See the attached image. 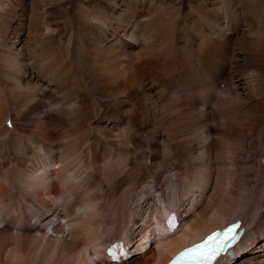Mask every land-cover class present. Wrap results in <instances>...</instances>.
Listing matches in <instances>:
<instances>
[{
	"label": "bare ground",
	"instance_id": "1",
	"mask_svg": "<svg viewBox=\"0 0 264 264\" xmlns=\"http://www.w3.org/2000/svg\"><path fill=\"white\" fill-rule=\"evenodd\" d=\"M49 1L0 0V262L167 264L240 221L212 264H264V0Z\"/></svg>",
	"mask_w": 264,
	"mask_h": 264
},
{
	"label": "rangeland",
	"instance_id": "2",
	"mask_svg": "<svg viewBox=\"0 0 264 264\" xmlns=\"http://www.w3.org/2000/svg\"><path fill=\"white\" fill-rule=\"evenodd\" d=\"M51 1V2H50ZM49 1V4H48V7L50 6V5H53L52 6V9L54 10V11H56V12H58V8H59V6H57V4H56V2H53L52 0H50ZM162 2H164L166 5H168L170 8H172V9H178V7H179V5H180V3H182V1L183 0H161ZM78 4H79V0H73V8L74 9H76L77 10V8H78ZM77 7V8H76ZM74 12H75V10H74ZM105 99H109V98H105ZM105 99H101V100H105ZM166 150L164 149V147H160V149L158 150V155L160 154V156H163L166 152H165ZM6 156V155H5ZM12 159V158H11ZM15 164V163H14ZM14 164H12V163H10V162H7V166H9L7 169L8 170H4V169H1V173H2V171L5 173H3L6 177H8V179H9V182H10V184H9V186H5L4 188H2V184L0 185V199L2 198V196L3 197H5L7 200H9L10 198L9 197H12V196H10L11 195V193H12V191L10 190V188H12V190H16V192L18 191V186H19V183H16L17 182V180H16V176H15V174H16V172L18 171V169H17V167L14 165ZM1 165L2 164H0V167H1ZM17 169V170H16ZM45 170V171H44ZM21 171L24 173V170L23 169H21ZM42 171L43 172H48L45 168L44 169H42ZM39 174V173H38ZM48 174L49 173H46L45 174V177L46 176H48ZM36 176H38V175H36ZM35 178V177H34ZM48 178H50V176H48ZM47 182H48V180H46ZM64 185V184H63ZM6 189V190H5ZM9 190V191H8ZM3 191V192H2ZM6 192V193H5ZM4 193V194H3ZM210 191H209V193H207V194H209L210 195ZM3 194V195H2ZM5 195V196H4ZM7 195V196H6ZM209 195L207 196L208 198L206 199V201H205V203H202V205L199 207V210H200V212H202V211H204V209H205V206H206V204H207V202H208V199H209ZM51 199H52V197L53 196H49ZM70 200H71V198H69V199H67V202H66V204H68V202L70 203ZM32 203H36V204H38L36 201H34L33 202V198H32ZM64 204V201H61L60 200V203H58V205H59V207H57V210H58V212L60 213V212H64V214H65V212H66V208H63L61 205H63ZM56 205V204H55ZM204 206V207H203ZM62 207V208H61ZM158 211H160L159 212V220H155V219H153V222L155 223V225H156V223H157V221L159 222L160 221V216L162 215V213H163V209H164V207H162V205L160 204L159 206H158ZM170 208V207H169ZM204 208V209H203ZM164 210H166V209H164ZM179 210H181V209H179ZM182 211V210H181ZM55 213H56V210H55ZM182 213H183V211H182ZM56 214H52V213H49V211H48V209L47 208H43V207H40V211H39V213H38V215L36 216L37 218L35 219V218H33V219H31L30 220V222H28V219L24 216L23 217V220H22V223L21 224H17L16 226H20V227H18L17 229H16V231H18L19 233L20 232H23V233H25V234H32V235H34V234H36V235H38L39 236V238H41V234L39 233L38 234V231L36 230V224H38V222L39 221H41L42 219H49L50 217H52V219L55 217V218H57L56 216H55ZM3 217V213H1L0 214V219ZM65 218L64 219H61V221L62 222H65ZM50 221V220H49ZM34 223V224H33ZM36 223V224H35ZM160 223V222H159ZM154 225V226H155ZM15 226V227H16ZM30 226H33L34 228H30ZM12 230H13V227H12ZM15 232V231H14ZM154 232H155V230H154ZM49 233H51V232H49ZM125 239V238H124ZM50 240V241H49ZM48 242V243H51L52 241H53V239L51 238V237H49V236H47L46 238H45V240H44V242ZM113 243V242H112ZM23 243H19L18 245H19V247L20 248H22V251H23V249H24V251H23V253H27V246H28V244H30V243H28L27 245L26 244H23V245H25V246H23L22 245ZM154 244H155V246H156V242H154ZM153 244V245H154ZM31 245H32V243H31ZM24 247H26V248H24ZM239 247V246H238ZM145 249H147V248H145ZM144 249V250H145ZM14 249H11V252L13 251ZM16 251H19V249H15ZM148 252V251H147ZM234 254H235V252H234ZM106 255V254H105ZM221 256V255H220ZM219 256V257H220ZM243 257H245V256H243ZM10 259V260H9ZM240 259H242V258H240ZM9 260V261H8ZM14 264V261H12V258L11 257H8V258H6V259H4V260H2L1 262H0V264ZM108 264H112V263H110V262H108Z\"/></svg>",
	"mask_w": 264,
	"mask_h": 264
},
{
	"label": "snow or ice",
	"instance_id": "3",
	"mask_svg": "<svg viewBox=\"0 0 264 264\" xmlns=\"http://www.w3.org/2000/svg\"><path fill=\"white\" fill-rule=\"evenodd\" d=\"M236 229V225L228 228L224 232L222 240L218 239L219 233L209 236L204 242L187 249L184 255L196 261V264H208L223 251L225 244L237 239Z\"/></svg>",
	"mask_w": 264,
	"mask_h": 264
},
{
	"label": "water",
	"instance_id": "4",
	"mask_svg": "<svg viewBox=\"0 0 264 264\" xmlns=\"http://www.w3.org/2000/svg\"><path fill=\"white\" fill-rule=\"evenodd\" d=\"M240 232H241V231H238V232H237V237H238V235L240 234Z\"/></svg>",
	"mask_w": 264,
	"mask_h": 264
}]
</instances>
